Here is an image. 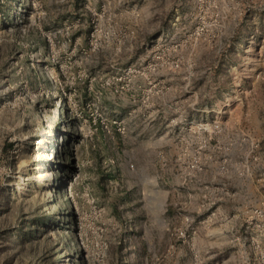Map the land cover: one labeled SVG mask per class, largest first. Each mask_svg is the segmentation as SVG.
<instances>
[{"label":"rangeland","instance_id":"obj_1","mask_svg":"<svg viewBox=\"0 0 264 264\" xmlns=\"http://www.w3.org/2000/svg\"><path fill=\"white\" fill-rule=\"evenodd\" d=\"M0 188L62 264L131 230L142 264H264V0H0Z\"/></svg>","mask_w":264,"mask_h":264},{"label":"trees","instance_id":"obj_2","mask_svg":"<svg viewBox=\"0 0 264 264\" xmlns=\"http://www.w3.org/2000/svg\"><path fill=\"white\" fill-rule=\"evenodd\" d=\"M65 106L66 104L63 101L62 107ZM11 146V144L7 145L4 148V151L6 152L7 148ZM6 191L5 188H0V202L3 201L7 203L10 196ZM66 202L69 204L70 201L66 200ZM7 208H2L0 206V216L7 212ZM73 216L74 214L71 212L68 225L73 222L72 225L76 227V220ZM48 219L49 218H34L32 220H24L23 222H28L29 225L22 223L19 230L13 229L9 225L2 226V228H0V259H3L2 264H13L16 260H24L27 264H62V261L60 260L61 258H58V252L61 251V248L64 249L67 256L72 255L71 253L73 252L78 255V249L71 248V246L66 243V245L62 244L61 248H55V251L48 250L47 252L52 254L48 255V257L44 256L41 250L44 244H42L38 232L41 230V233L46 234V229L39 227L46 228L49 225ZM51 221L54 222L55 219H52ZM69 227L71 229V226ZM125 235V232L121 234L119 242L114 249V260L116 261V264H142L147 252L144 246H140L134 242V236H139V232L131 230L126 235V241L124 240ZM56 245L60 244H51V248ZM81 262H84L83 258H81Z\"/></svg>","mask_w":264,"mask_h":264}]
</instances>
